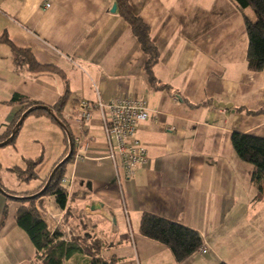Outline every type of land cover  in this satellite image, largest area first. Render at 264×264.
Returning <instances> with one entry per match:
<instances>
[{
  "label": "crops",
  "instance_id": "crops-1",
  "mask_svg": "<svg viewBox=\"0 0 264 264\" xmlns=\"http://www.w3.org/2000/svg\"><path fill=\"white\" fill-rule=\"evenodd\" d=\"M131 2L160 52L155 85L145 69L147 55L116 0H0V35L7 33L46 66L32 71L16 65L11 46L0 42V135L23 108L11 102L15 93L50 106L67 91L76 106L80 98L129 97L146 100L151 115L136 135L147 148V161L133 179L119 183L98 111L84 126L78 108L72 115L65 105L64 121L88 145H76L66 165V207L47 195L35 203L38 211L60 217L62 239L78 248L64 264H90L94 257L114 258L116 264H264V200L255 199L254 166L239 158L231 140L234 131L264 137V112H250L264 108V68H248L243 13L232 0ZM18 136L14 144L0 146V160L10 162L8 173L16 166L11 159L21 153ZM62 141L65 154L66 132ZM21 155L27 162L35 159ZM19 205L0 192V219L8 206L0 264H45L46 252L16 222ZM145 212L196 229L206 252L176 262L170 249L141 234Z\"/></svg>",
  "mask_w": 264,
  "mask_h": 264
},
{
  "label": "trees",
  "instance_id": "trees-1",
  "mask_svg": "<svg viewBox=\"0 0 264 264\" xmlns=\"http://www.w3.org/2000/svg\"><path fill=\"white\" fill-rule=\"evenodd\" d=\"M122 17L129 23L134 35L138 39L142 50L147 55L145 69L148 73L150 82L156 84V78L153 74V67L158 62L160 52L157 44L151 36L150 26L140 16L139 8L131 2V0H116ZM239 10L243 13L248 36V52L247 62L248 68L253 72L261 71L264 68V0H232ZM247 11H251L253 17ZM0 42L11 46L16 65L25 64L32 71H41L46 66L40 64L32 52L28 49L17 47L7 33L0 35ZM69 91L63 95L54 105H45L40 101L30 99L27 96L15 93L12 96L11 102L23 105V108L16 114L12 124L8 129L0 135V143L6 145L14 144L18 136L20 126H17L18 121L23 114L28 110L31 114H46L53 120L62 124L66 132V140L68 149L63 156L56 161L53 169L68 155L70 150L69 139L74 143V137L71 133L68 124L64 121L62 111L67 103ZM43 106H48L49 109H44ZM258 114L264 112V108L257 111H250ZM26 116V117H27ZM26 119V118H25ZM234 150L239 158L254 166L251 176L252 182L257 188L256 200H264V137L257 136L241 131H234L231 135ZM75 145V144H74ZM74 150L66 162H64L57 172L53 180L46 188L42 195H37L45 186L49 176L38 188L26 192H14L6 189L0 180V186L9 194L20 198H12L20 202L17 208L15 219L19 227H21L29 235L32 243L38 251H45V264H64V260L68 259L78 248L69 240L62 239L59 230L51 232L46 222L41 217L37 207L36 200L44 195L51 196L55 199L57 205L64 209L68 199V188L62 183L66 165L74 158ZM42 163L41 159L29 160L25 167L13 166L9 168L10 172L17 175L22 181H30L34 178L36 167ZM8 206L4 208L0 219V230L6 222ZM140 232L142 235L158 241L166 246L172 252L174 259L178 263H182L197 252H202L204 248V240L199 231L182 223L170 220L160 215L145 212L142 215L140 223ZM90 264H116V259L110 260L94 257ZM219 264H228L225 261Z\"/></svg>",
  "mask_w": 264,
  "mask_h": 264
},
{
  "label": "built area",
  "instance_id": "built-area-1",
  "mask_svg": "<svg viewBox=\"0 0 264 264\" xmlns=\"http://www.w3.org/2000/svg\"><path fill=\"white\" fill-rule=\"evenodd\" d=\"M78 106L77 120L84 126L92 120L94 111L100 114L106 134V156L115 166L118 182L121 183L122 178L133 179L138 167L145 164L148 158L146 146L136 137L139 124L151 118L147 101L124 97L107 102L99 98L91 102L80 98ZM82 143L87 148L88 144L83 142L82 137H74L75 147ZM62 183L70 186L71 182L63 177ZM39 213L51 232L59 230V216L40 209ZM201 250L206 252L205 247Z\"/></svg>",
  "mask_w": 264,
  "mask_h": 264
},
{
  "label": "rangeland",
  "instance_id": "rangeland-1",
  "mask_svg": "<svg viewBox=\"0 0 264 264\" xmlns=\"http://www.w3.org/2000/svg\"><path fill=\"white\" fill-rule=\"evenodd\" d=\"M216 16L217 11H215L214 15L209 18H214ZM23 72L26 71L21 70V73ZM77 108H79V106L75 105V96L72 95L67 100L65 113L72 111V115H75ZM27 118L28 116L25 119L26 121L24 120L23 124L20 126L18 134L19 136L16 144L19 147L21 153H16L11 161L13 160V164L25 166L27 160L22 158L21 154H23V156L27 158L31 156L35 158V160L41 159L43 166L37 170L38 176L30 180V186V184L26 183V181L18 179L15 173L10 171V173H8L5 163L10 162L5 161V163H3V161L0 160V180L6 189L14 192L26 190L42 183L45 177L49 175L55 161H57V159L63 155L66 149V145L62 141V138L65 135V130L62 124L45 114L40 116L30 115V117L28 119ZM38 118H43L42 120H48L49 123L44 124L42 123V120L36 121ZM70 130L76 131L75 125H72ZM54 131H56L57 134H54ZM37 200L38 204H41L42 199L39 197ZM228 253L229 252H226V254ZM230 259L233 263L235 260L238 262L236 258L234 259L232 257Z\"/></svg>",
  "mask_w": 264,
  "mask_h": 264
},
{
  "label": "water",
  "instance_id": "water-1",
  "mask_svg": "<svg viewBox=\"0 0 264 264\" xmlns=\"http://www.w3.org/2000/svg\"><path fill=\"white\" fill-rule=\"evenodd\" d=\"M116 9H117V4H114V6H113V9H112V11H116ZM220 107H229V105L228 104H224V103H221V104H218ZM43 108L44 109H49V107L48 106H43ZM32 111V109H30V110H28L27 112H25L24 114H23V116H22V118L18 121V123H17V126H21L22 124H23V122H24V120H25V118H26V116L30 113ZM69 144H70V150H69V153H68V155L53 169V171L51 172V174H50V176H49V178H48V180H47V182H46V184H45V186L43 187V189L39 192V194H37V195H42L44 192H45V190H46V188L49 186V184L51 183V181L53 180V177H54V175H55V173L57 172V170L59 169V167L64 163V162H66L67 160H68V158L71 156V154H72V152H73V150H74V147H75V145H74V143H73V141H72V139L70 138L69 139ZM0 146H5V143H0ZM0 192L2 193V194H4V195H6V196H9V197H14V198H20V197H18V196H14V195H12V194H9L8 192H6L1 186H0Z\"/></svg>",
  "mask_w": 264,
  "mask_h": 264
}]
</instances>
